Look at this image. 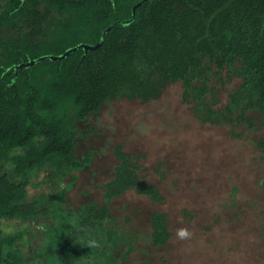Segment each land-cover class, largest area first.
I'll use <instances>...</instances> for the list:
<instances>
[{
  "label": "trees",
  "instance_id": "obj_1",
  "mask_svg": "<svg viewBox=\"0 0 264 264\" xmlns=\"http://www.w3.org/2000/svg\"><path fill=\"white\" fill-rule=\"evenodd\" d=\"M139 1L132 23L113 24ZM213 76L239 78L224 106ZM176 81L204 122L253 127L249 110L264 122V0H0V225L12 227L0 229V264L129 258L137 247H120L126 236L111 203L129 190L155 204L166 196L118 143L113 174L98 182L102 201L65 206L96 153H75L77 139L95 131L79 123L111 100L146 102ZM258 146L264 161V135ZM32 186L46 190L32 196ZM149 224L148 243L166 244L168 212L154 209Z\"/></svg>",
  "mask_w": 264,
  "mask_h": 264
},
{
  "label": "rangeland",
  "instance_id": "obj_2",
  "mask_svg": "<svg viewBox=\"0 0 264 264\" xmlns=\"http://www.w3.org/2000/svg\"><path fill=\"white\" fill-rule=\"evenodd\" d=\"M220 74L227 78L225 69ZM210 83L224 106L239 78L223 82L213 76ZM182 90V82L176 81L146 102L114 99L79 123L81 129L95 131L77 139L75 153H96L78 172L65 206L102 201L98 182L113 174V148L123 143L127 152L140 157L145 178L158 185L166 199L155 204L129 190L111 203L117 227L126 236L120 247L126 242L137 247L121 264H264V161L258 146L264 135L263 116L247 111L253 127L204 122L194 114L196 103L182 101ZM44 175L37 173L33 182L40 183ZM44 188L32 186V196H41ZM156 208L168 212L172 231L161 246L150 245L146 238ZM1 228L7 232L12 227ZM181 228L190 234L183 240L176 236Z\"/></svg>",
  "mask_w": 264,
  "mask_h": 264
},
{
  "label": "water",
  "instance_id": "obj_3",
  "mask_svg": "<svg viewBox=\"0 0 264 264\" xmlns=\"http://www.w3.org/2000/svg\"><path fill=\"white\" fill-rule=\"evenodd\" d=\"M141 4V1L137 2L134 6H133V16L131 18H128V19H118L116 20L113 24H116V23H123V24H129V23H132L135 19H136V7L138 5ZM29 64V63H27Z\"/></svg>",
  "mask_w": 264,
  "mask_h": 264
},
{
  "label": "clouds",
  "instance_id": "obj_4",
  "mask_svg": "<svg viewBox=\"0 0 264 264\" xmlns=\"http://www.w3.org/2000/svg\"><path fill=\"white\" fill-rule=\"evenodd\" d=\"M189 235V231L186 228L178 229L176 232V236L180 240L186 239Z\"/></svg>",
  "mask_w": 264,
  "mask_h": 264
}]
</instances>
